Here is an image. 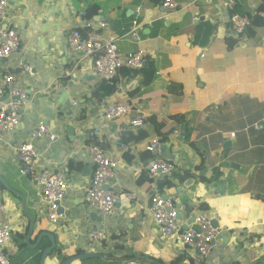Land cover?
Here are the masks:
<instances>
[{
    "label": "crops",
    "instance_id": "1",
    "mask_svg": "<svg viewBox=\"0 0 264 264\" xmlns=\"http://www.w3.org/2000/svg\"><path fill=\"white\" fill-rule=\"evenodd\" d=\"M7 2L2 24L17 30L19 47L0 60V79L14 74L29 97L15 133L0 145L1 198L12 229L4 247L10 264H41L52 236L55 247L43 264H62L77 252L103 258L71 264H191L177 241L159 235L149 210L153 194L174 195L182 227L200 211L211 216L219 237L204 264H264V27L237 37L229 22L232 13L257 15L263 0H236L233 9L225 0H174L175 10L164 9L163 0ZM135 19L139 42L120 40L117 46L123 55L144 51L143 66L122 69L114 92L98 100L104 81L93 73L91 59L69 50L68 37L74 30L84 37H120ZM21 64L29 73L18 72ZM102 103H126L130 111L107 121ZM137 117L143 125L130 127ZM41 124L49 133L32 143L29 132ZM121 126L127 131L119 135ZM66 127H75L73 142ZM96 127L97 137L83 135ZM153 138L162 143L174 172L150 179L146 166L152 156L144 147ZM95 139L119 170L107 183L118 201L105 218L85 196L94 168L87 147ZM28 142L36 150L35 169L63 175L68 184L61 202L66 216L55 226L45 216L38 189L19 175L16 148ZM91 213L101 223L91 221ZM100 226L103 238L89 239ZM44 232L51 236L34 248Z\"/></svg>",
    "mask_w": 264,
    "mask_h": 264
},
{
    "label": "built area",
    "instance_id": "2",
    "mask_svg": "<svg viewBox=\"0 0 264 264\" xmlns=\"http://www.w3.org/2000/svg\"><path fill=\"white\" fill-rule=\"evenodd\" d=\"M236 0H225L224 6L233 9ZM264 7V0L262 2ZM162 7L167 10L177 8L174 0H163ZM8 8L7 0H0V60L7 59L18 50L19 40L17 30L3 25ZM139 13V9L137 10ZM229 22L237 35H243L251 26V21L247 17L232 13ZM141 26L135 20L132 21L131 29L119 38L112 37L107 40L99 35L92 33L83 37L78 30H74L68 37V48L71 52L79 54L82 59H91L93 62V73L100 81H112L122 69H139L144 63L146 53L142 50H135L126 55L119 52L117 42L120 40L128 41L133 44L139 42V30ZM19 73H29L28 65L21 64L18 67ZM71 74V71L68 72ZM17 78L14 74L8 73L0 79V145L7 143L21 121L20 110L28 102V93L18 86ZM71 105L76 106L72 101ZM104 118L107 121L120 119L127 115L130 107L126 103L101 104ZM142 117H137L130 121L131 127L142 125ZM257 129V126H255ZM127 131L126 126L119 128L118 134ZM99 128H94L83 135L92 139L99 135ZM49 133L48 127L39 125L36 129L29 132V141L32 143L41 140ZM231 138H234L232 133ZM55 135H50V141L56 140ZM31 142L19 144L16 148V158L19 162V175L27 177L29 182L34 185L46 204L45 216L47 220L55 226L64 214L58 212L59 204L63 201L68 184L63 175L52 174L35 169L36 150ZM121 148L127 146L120 144ZM144 151L149 153L152 158L146 166V173L150 179L158 176H166L174 170L164 158V147L157 138L148 141ZM87 153L94 165L91 183L85 191L86 200L103 218L109 217L114 211L118 201L117 196L104 186L118 175V164L108 157L104 150L99 146L98 141L88 145ZM3 187L0 184V264H10L8 255L5 253L4 246L11 240L12 229L5 221L4 216L7 208L2 201ZM133 199L134 194L127 195ZM176 199L174 195L153 194L150 198L149 210L153 217V222L158 228L159 235L165 241L175 240L191 255V264H204L211 256L213 246L219 237V231L212 227L211 216L204 211L198 212L192 223L187 229L183 230L182 222L177 219V209L175 208ZM102 226L95 227L89 232V239L100 241L103 238Z\"/></svg>",
    "mask_w": 264,
    "mask_h": 264
},
{
    "label": "water",
    "instance_id": "3",
    "mask_svg": "<svg viewBox=\"0 0 264 264\" xmlns=\"http://www.w3.org/2000/svg\"><path fill=\"white\" fill-rule=\"evenodd\" d=\"M93 20H94V23L100 22V18L98 16L94 17ZM93 26H94V24L92 25V27ZM64 107L69 108L68 105H64ZM49 119H50V121L53 122V117H51V118L49 117ZM50 127L52 128L53 124H51ZM65 130H66V135L68 136V140L70 142H73V138H74L73 136H74L75 127H66ZM90 167H91V165H90ZM104 189H106V190L108 189V185L107 184L104 186ZM58 212L61 213V214H64L66 216L65 209L61 206V204H59ZM88 217H89V219L91 221H95L97 223H101V219L98 217L97 213H91V214L88 215ZM184 218H186V217H184ZM177 219L179 221L182 220V216L180 215L178 210H177ZM193 220H194V217L191 218L190 222L192 223ZM32 227H33V222H31V226H30V229H29V235H31V233H32ZM182 228H183V230H185V229H187V226L182 227ZM54 230H55V227H51V231L54 232ZM50 236H51V234L48 233V232H44V233L40 234L38 239H37V242H36L34 248H37V246L40 244L42 238H44V237L48 238ZM55 238H56L55 236L51 237V240H50L51 248H49V250H45L43 252V255H42V258H41V264H43V261H44L45 257L51 252V249L55 247ZM90 258H103V257L100 256L99 254H96V253L81 254V255L74 256V257H71V258L67 259L62 264H71L73 261H76V260L82 261V260H86V259H90Z\"/></svg>",
    "mask_w": 264,
    "mask_h": 264
},
{
    "label": "trees",
    "instance_id": "4",
    "mask_svg": "<svg viewBox=\"0 0 264 264\" xmlns=\"http://www.w3.org/2000/svg\"><path fill=\"white\" fill-rule=\"evenodd\" d=\"M264 10V9H263ZM263 10H258L259 12L257 13V15L253 16V17H249L251 21V26L249 29H247V35L252 36L255 35V28L257 27H264V19H262V13H264ZM84 37V36H83ZM115 80L113 79L112 81L108 82V81H104L102 82L99 90L102 92L100 94V96H98V100H102L105 96H108L109 94H111L112 92H114L115 87ZM200 209L204 210L203 207L200 206ZM55 252H58V250H55ZM78 255L81 254V252H77ZM65 260H67V258L62 259L61 263L64 262ZM89 260V259H88ZM87 260H83L81 261V263L86 262ZM89 261H95V260H89ZM180 260H176L173 264H178Z\"/></svg>",
    "mask_w": 264,
    "mask_h": 264
},
{
    "label": "clouds",
    "instance_id": "5",
    "mask_svg": "<svg viewBox=\"0 0 264 264\" xmlns=\"http://www.w3.org/2000/svg\"><path fill=\"white\" fill-rule=\"evenodd\" d=\"M140 25V24H139ZM131 26H132V22H131ZM240 37V36H239ZM117 38H119V37H117ZM143 66V65H142ZM140 69V68H139ZM115 80V79H114ZM106 82V81H105ZM108 82H110V81H108ZM126 116V115H125ZM124 116V117H125ZM142 120H143V118H142ZM131 121V120H130ZM142 125H143V122H142ZM141 125V126H142ZM129 126H130V122H129ZM141 126H139V127H141ZM131 127V126H130ZM136 128V127H135ZM124 134V133H123ZM120 135V134H119ZM97 139H95V141H96ZM98 141V140H97ZM98 143H99V141H98ZM124 144V143H123ZM93 170H94V168H93ZM173 172H174V170H173ZM172 172V173H173ZM92 175H93V173H92ZM169 175V174H168ZM167 176V175H166ZM91 183V182H90ZM108 185V184H107ZM108 189H109V187H108ZM65 195H66V193H65ZM64 200V199H63ZM61 204V203H60ZM178 210V209H177ZM98 213V212H97ZM183 220V219H182ZM5 249V248H4ZM9 258V257H8Z\"/></svg>",
    "mask_w": 264,
    "mask_h": 264
},
{
    "label": "rangeland",
    "instance_id": "6",
    "mask_svg": "<svg viewBox=\"0 0 264 264\" xmlns=\"http://www.w3.org/2000/svg\"><path fill=\"white\" fill-rule=\"evenodd\" d=\"M225 3V2H224ZM246 32V31H245ZM243 35H245V33L243 34ZM243 35H240V37H242ZM212 227L214 228V226H213V224H212ZM8 243V242H7ZM7 243L5 244V246L4 247H6L7 246Z\"/></svg>",
    "mask_w": 264,
    "mask_h": 264
}]
</instances>
